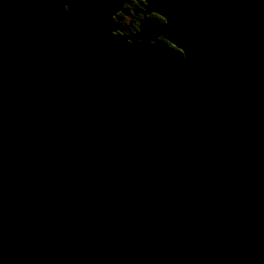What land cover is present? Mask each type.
<instances>
[{
	"label": "water",
	"instance_id": "obj_1",
	"mask_svg": "<svg viewBox=\"0 0 264 264\" xmlns=\"http://www.w3.org/2000/svg\"><path fill=\"white\" fill-rule=\"evenodd\" d=\"M0 0V264H264V0Z\"/></svg>",
	"mask_w": 264,
	"mask_h": 264
},
{
	"label": "trees",
	"instance_id": "obj_2",
	"mask_svg": "<svg viewBox=\"0 0 264 264\" xmlns=\"http://www.w3.org/2000/svg\"><path fill=\"white\" fill-rule=\"evenodd\" d=\"M144 10L143 0H128L124 10L117 14L119 19H124L128 15L131 17L127 24H123L125 27L123 34L130 36L132 41L140 39L143 42L155 43L159 47L181 53L160 32V26L165 22V19L156 13H144Z\"/></svg>",
	"mask_w": 264,
	"mask_h": 264
},
{
	"label": "rangeland",
	"instance_id": "obj_3",
	"mask_svg": "<svg viewBox=\"0 0 264 264\" xmlns=\"http://www.w3.org/2000/svg\"><path fill=\"white\" fill-rule=\"evenodd\" d=\"M131 17H130V15H128L126 18H124V19H119V18H117L119 21H121L123 24H127V22L129 21V19H130ZM139 41H141L140 39H138Z\"/></svg>",
	"mask_w": 264,
	"mask_h": 264
}]
</instances>
